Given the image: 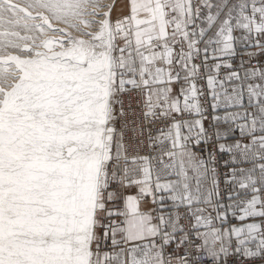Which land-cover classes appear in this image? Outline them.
<instances>
[{"label": "snow or ice", "instance_id": "snow-or-ice-1", "mask_svg": "<svg viewBox=\"0 0 264 264\" xmlns=\"http://www.w3.org/2000/svg\"><path fill=\"white\" fill-rule=\"evenodd\" d=\"M0 264H264V0H0Z\"/></svg>", "mask_w": 264, "mask_h": 264}]
</instances>
